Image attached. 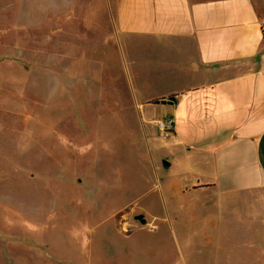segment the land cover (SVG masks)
<instances>
[{"label":"rangeland","instance_id":"1","mask_svg":"<svg viewBox=\"0 0 264 264\" xmlns=\"http://www.w3.org/2000/svg\"><path fill=\"white\" fill-rule=\"evenodd\" d=\"M111 7L0 0V264H264V200L170 161L171 49L134 62Z\"/></svg>","mask_w":264,"mask_h":264},{"label":"crops","instance_id":"2","mask_svg":"<svg viewBox=\"0 0 264 264\" xmlns=\"http://www.w3.org/2000/svg\"><path fill=\"white\" fill-rule=\"evenodd\" d=\"M111 2L134 62L136 44L171 49L178 85L154 99L176 96L159 102L173 123L170 161L194 189L264 200V0Z\"/></svg>","mask_w":264,"mask_h":264},{"label":"water","instance_id":"3","mask_svg":"<svg viewBox=\"0 0 264 264\" xmlns=\"http://www.w3.org/2000/svg\"><path fill=\"white\" fill-rule=\"evenodd\" d=\"M156 102H162V103H174L176 102V96H169L168 98H165L163 100H157ZM164 166L165 167H168L169 166V163H167L166 161L164 162ZM133 221L134 223H131L127 226H131V225H134L136 222H139L140 224L142 225H147L148 221H147V218L146 216L143 214V213H140V214H136L133 216Z\"/></svg>","mask_w":264,"mask_h":264},{"label":"built area","instance_id":"4","mask_svg":"<svg viewBox=\"0 0 264 264\" xmlns=\"http://www.w3.org/2000/svg\"><path fill=\"white\" fill-rule=\"evenodd\" d=\"M159 127L162 130V132L164 133L163 137L168 138L170 131L173 127V123L170 120L167 122H160Z\"/></svg>","mask_w":264,"mask_h":264}]
</instances>
